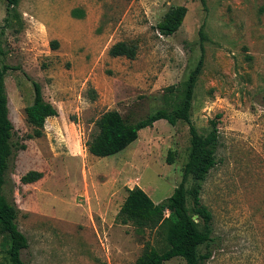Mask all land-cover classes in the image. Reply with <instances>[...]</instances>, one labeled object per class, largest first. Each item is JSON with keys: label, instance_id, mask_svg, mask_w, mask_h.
<instances>
[{"label": "rangeland", "instance_id": "374dc122", "mask_svg": "<svg viewBox=\"0 0 264 264\" xmlns=\"http://www.w3.org/2000/svg\"><path fill=\"white\" fill-rule=\"evenodd\" d=\"M175 7L187 8L184 23L162 36L157 25ZM17 9L20 21L6 23L0 0V65L17 69L5 84L14 141L26 146L14 150L4 188L29 242L22 259L136 264L147 244L164 249L163 229L141 232L117 215L135 187L156 204L173 195L189 158L190 126L158 121L105 158L91 155L87 143L109 111L135 124L165 108L164 96L180 95L203 45L191 119L207 135L221 118L218 164L201 196L213 214V241L200 254H211L203 264H264V0H21ZM118 42L136 44V59L112 57ZM34 82L58 110L41 138H30L26 115ZM30 171L44 177L22 184ZM188 206L192 211V199ZM8 247L0 236L1 261Z\"/></svg>", "mask_w": 264, "mask_h": 264}, {"label": "trees", "instance_id": "16d2710c", "mask_svg": "<svg viewBox=\"0 0 264 264\" xmlns=\"http://www.w3.org/2000/svg\"><path fill=\"white\" fill-rule=\"evenodd\" d=\"M6 3V23L18 22L21 19L17 7L21 0H3ZM204 2V0H202ZM187 8L175 7L166 13L157 25L162 36H172L182 27ZM202 40L205 39L203 29ZM56 42L54 43V46ZM202 56L184 84V89L175 97L164 96L166 107L157 110L135 124L127 123L118 111L105 113L97 122L98 132L87 143L88 152L98 158L114 156L139 139L140 131L152 127L156 122L164 120L171 126L178 122H186L190 126L191 148L188 162L184 168L183 180L173 195L156 204L141 188L128 190L118 215L117 221L122 225L133 224L139 231L149 230L151 233L163 229L165 246L162 251L147 244L136 264H165L175 258L183 259L187 264H203L211 254H200L202 246H209L213 234V214L202 202L203 185L210 172L217 166L219 147V119L211 121L212 129L207 135L200 134L192 122V108L198 81L204 69V47ZM138 54V46L134 43L118 42L111 48L112 57H126L134 60ZM17 70L7 64L0 65V236H7L8 250L4 261L0 264H27L22 259V252L29 247L27 237L20 231L17 220L19 209L4 195L7 184L6 175L10 169V161L14 150H25L22 145L17 148L14 141V124L10 119L9 98L6 91V77L10 71ZM34 102L26 109L27 122L33 128L30 138L44 136L46 121L57 117L58 110L47 102L40 84L34 82ZM175 87L168 88L174 94ZM170 164L174 163V153H169ZM44 177L42 172L30 171L20 181L22 184H34ZM192 181L193 188L188 187ZM189 199L193 200L192 211ZM197 216V219L195 217ZM1 253V250H0Z\"/></svg>", "mask_w": 264, "mask_h": 264}]
</instances>
